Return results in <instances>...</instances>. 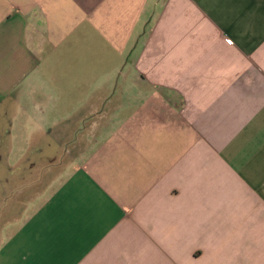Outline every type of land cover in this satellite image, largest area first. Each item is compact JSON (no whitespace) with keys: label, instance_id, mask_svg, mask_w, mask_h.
Listing matches in <instances>:
<instances>
[{"label":"crops","instance_id":"obj_1","mask_svg":"<svg viewBox=\"0 0 264 264\" xmlns=\"http://www.w3.org/2000/svg\"><path fill=\"white\" fill-rule=\"evenodd\" d=\"M0 99V264H264V0H0Z\"/></svg>","mask_w":264,"mask_h":264},{"label":"rangeland","instance_id":"obj_2","mask_svg":"<svg viewBox=\"0 0 264 264\" xmlns=\"http://www.w3.org/2000/svg\"><path fill=\"white\" fill-rule=\"evenodd\" d=\"M1 100L5 99H0V101ZM21 108L22 107H17L11 103H4L0 105V116L5 117L7 120H0V161L5 156H11L13 159H16L18 149L24 141L28 122L27 117ZM14 114H17V122H11L9 120V117H12ZM11 124L13 126L12 129L14 130L15 137H11L9 131L7 130V127ZM10 146H13L14 152H12ZM1 169L0 165V174Z\"/></svg>","mask_w":264,"mask_h":264},{"label":"built area","instance_id":"obj_3","mask_svg":"<svg viewBox=\"0 0 264 264\" xmlns=\"http://www.w3.org/2000/svg\"><path fill=\"white\" fill-rule=\"evenodd\" d=\"M229 42H231L230 40H228Z\"/></svg>","mask_w":264,"mask_h":264}]
</instances>
